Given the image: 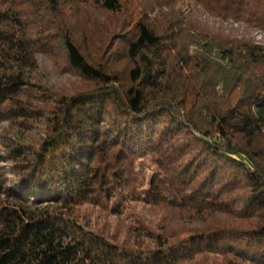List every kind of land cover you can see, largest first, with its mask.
<instances>
[{"label": "trees", "instance_id": "1", "mask_svg": "<svg viewBox=\"0 0 264 264\" xmlns=\"http://www.w3.org/2000/svg\"><path fill=\"white\" fill-rule=\"evenodd\" d=\"M0 264H264V0H0Z\"/></svg>", "mask_w": 264, "mask_h": 264}, {"label": "rangeland", "instance_id": "2", "mask_svg": "<svg viewBox=\"0 0 264 264\" xmlns=\"http://www.w3.org/2000/svg\"><path fill=\"white\" fill-rule=\"evenodd\" d=\"M261 37V35L259 36ZM156 169V165L153 164L149 158H146L142 160V162L138 165L137 170L139 171L141 175V185L140 189L143 191L146 189L149 185V177L152 174V172ZM123 203L125 206V209L127 212H125V215H123L124 224L126 225L127 221L126 218L129 220H132L133 218V212L139 209L144 208L143 203L132 201L130 198H124ZM82 213L86 217V220H89L93 227L105 229L106 227L110 226L112 231H115L114 226L118 222V218L116 215L110 216L108 215L107 211L95 208L92 205H84L82 207ZM125 233V227L119 232L118 239L123 240Z\"/></svg>", "mask_w": 264, "mask_h": 264}]
</instances>
